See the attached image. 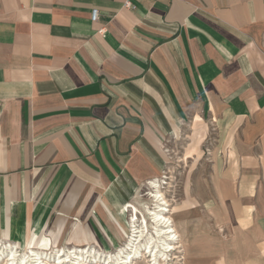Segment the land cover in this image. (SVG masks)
Instances as JSON below:
<instances>
[{
    "label": "crops",
    "instance_id": "1",
    "mask_svg": "<svg viewBox=\"0 0 264 264\" xmlns=\"http://www.w3.org/2000/svg\"><path fill=\"white\" fill-rule=\"evenodd\" d=\"M127 1L0 0V239H127L123 206L200 118L228 160L180 210L211 218L190 247L223 227L264 264V0Z\"/></svg>",
    "mask_w": 264,
    "mask_h": 264
},
{
    "label": "rangeland",
    "instance_id": "2",
    "mask_svg": "<svg viewBox=\"0 0 264 264\" xmlns=\"http://www.w3.org/2000/svg\"><path fill=\"white\" fill-rule=\"evenodd\" d=\"M192 131L193 132L187 128L185 135L170 140L165 144L169 163L168 168L164 171L166 172L165 179H162L163 182L167 183V185H164V195L172 205L170 212L166 215L172 217L175 228L181 235V242L184 248V254H177L176 256H181L182 259H184L182 261L180 259L173 260L175 257L173 254L163 252L162 245L165 244V238L160 237L161 243L159 242L158 251L165 255L159 254L157 263H151L148 259L143 258L135 260L133 264H260L254 263L257 262V250L250 248L248 246L249 243L231 241L229 238V229L223 227L218 228L217 232L215 231L216 234H212L211 232L207 234L204 231H200L197 235L200 240L199 246L194 248L190 247V224L198 220V222H200L198 228L205 229L207 222L211 221V218L208 217L204 207L203 209H195L184 214H182L180 210L185 206H190V204L185 205L187 204L185 201L191 199L194 201L196 199L198 201L205 199V197H200V184H202L203 188L206 187V181L215 173L216 161L219 160V162H223L228 160L227 151L222 150L228 147L226 144L227 137L222 138V136H218L209 129L207 132L206 126L200 118H196L193 122ZM192 133L193 136L191 135ZM148 194L147 187L143 191L141 200L136 204L140 210L138 214V224L143 223V217H145L148 224L149 236L157 240L159 238L156 235L155 224L150 220L147 211L144 209L145 205L151 209L154 208V204L147 196ZM179 204H181V206ZM199 207H201V205ZM131 217L132 213H127L122 222L123 231L127 235H129L127 226L129 225ZM193 226L195 227V224ZM233 236L236 239L237 234H233ZM125 242L126 236L124 238L116 237L113 239V247H105L103 251L97 248V251L99 250L101 255H103L102 262L97 264H103L104 258L107 256L106 254L112 257L108 259V264H118L120 262V256H122L123 252H126L127 249ZM62 245L65 246L64 243ZM121 248L123 252L117 251ZM22 249L21 252L24 251V248ZM71 259L69 261H71ZM49 264H54L53 260H51ZM65 264H69V262ZM84 264L91 263L87 262ZM126 264L132 263L129 262Z\"/></svg>",
    "mask_w": 264,
    "mask_h": 264
},
{
    "label": "bare ground",
    "instance_id": "3",
    "mask_svg": "<svg viewBox=\"0 0 264 264\" xmlns=\"http://www.w3.org/2000/svg\"><path fill=\"white\" fill-rule=\"evenodd\" d=\"M162 179H165V176H163ZM164 185H167V183L158 179L153 180L150 185H148L149 194L147 196L154 204V208L151 209L146 205L144 206L150 220L155 224L156 235L159 239L155 240L153 237L149 236L148 224L145 217H143V223L138 224V214L140 210L136 205H129L127 202L126 205L123 206V214L126 216L127 213L131 212L132 217L131 219L129 218V235L125 242V246L127 247L126 252H123L122 248L117 250L119 252L122 251L124 255L120 256V262L118 264H126L129 262L133 264L135 260L143 258L148 259L151 263H157L159 254H164L158 251V246L161 243L160 237L165 238V244L162 245L163 252L173 254L175 256L173 260L180 259L182 261L184 259H182L181 256H176L177 254H184V248L181 242V235L176 230L172 217L166 215L170 212L172 205L164 195ZM22 248L23 247H18L17 244L4 242L0 239V263L49 264L51 260H53L54 264H65L67 262H69V264H84L87 262L97 264L102 262L103 258V255H101L99 250L97 251L95 246L83 248H51L43 243L40 248L24 249V251L21 252L23 250ZM106 255L103 264H108V259L112 258L111 255ZM70 259L71 261H69Z\"/></svg>",
    "mask_w": 264,
    "mask_h": 264
},
{
    "label": "built area",
    "instance_id": "4",
    "mask_svg": "<svg viewBox=\"0 0 264 264\" xmlns=\"http://www.w3.org/2000/svg\"><path fill=\"white\" fill-rule=\"evenodd\" d=\"M125 7L126 8H129V9H135V6L132 4L131 0H128L126 3H125ZM97 18H98V11L97 10H94L92 12V22H96L97 21Z\"/></svg>",
    "mask_w": 264,
    "mask_h": 264
}]
</instances>
